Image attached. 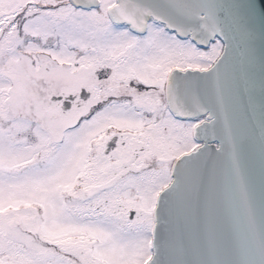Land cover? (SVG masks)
<instances>
[{
  "label": "snow or ice",
  "instance_id": "1",
  "mask_svg": "<svg viewBox=\"0 0 264 264\" xmlns=\"http://www.w3.org/2000/svg\"><path fill=\"white\" fill-rule=\"evenodd\" d=\"M0 264H264V0H0Z\"/></svg>",
  "mask_w": 264,
  "mask_h": 264
}]
</instances>
